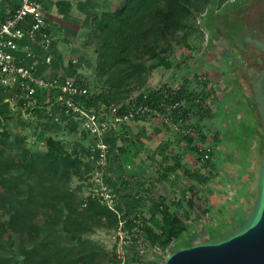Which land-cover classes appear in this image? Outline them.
Returning a JSON list of instances; mask_svg holds the SVG:
<instances>
[{
    "label": "rangeland",
    "instance_id": "rangeland-1",
    "mask_svg": "<svg viewBox=\"0 0 264 264\" xmlns=\"http://www.w3.org/2000/svg\"><path fill=\"white\" fill-rule=\"evenodd\" d=\"M9 1L0 0V9ZM49 1L47 6L46 2L43 4L47 7L52 59L58 62L57 75L78 74L91 91H103L110 106L127 105L146 89L162 84L179 85L184 78L191 80V89L199 90L194 74L205 75L214 90L205 100L211 114L198 123L203 140L194 134V143L212 150V167L202 166L187 147L171 152L165 151L167 147L160 156L148 155V166L137 171L138 161L133 155L128 157L127 151H119L118 142L111 148L110 160L116 163H107L108 172L104 177L121 219H128L132 214L128 206L138 193L142 195L138 208L143 218L152 215L153 203L162 201L170 212L183 215L187 223V229L165 249L149 243L145 263L162 264L179 247L218 243L254 225L264 205V0H207L204 5L202 0H194L185 27L177 32L176 41L166 52L169 64L142 71V77L124 79L115 68L99 75L98 38L90 36L89 43L85 44L89 29L87 12L113 10L114 2L82 0L74 3L73 10L60 4L59 9L71 10L62 14L56 3ZM143 62L147 66L151 60ZM1 94L3 102L5 94ZM193 120L198 121L197 114ZM3 122L0 130L5 131L6 136L0 137V142L10 154L22 158V153L26 152L25 159L32 160L44 155L49 139L54 138L63 143L65 152L70 155L66 165L60 163L55 172L47 174L43 194L39 195L32 185L33 188H29L31 183L23 184V195L32 190L37 196L33 207L39 211L40 236L51 233L50 238L65 248L77 247L79 239L93 242L98 247V255L91 262L79 264H114L118 245L127 255L133 254L130 240L124 239L119 244V218L114 211L103 205L115 216V223L106 214H100L98 207L92 210L84 207L83 198L92 185L88 182L95 168L82 147L85 148L91 138L68 123L53 124L42 115L28 122L22 116L10 114ZM80 153L82 156L78 155ZM175 155L182 167L168 172L165 167L174 163ZM121 156L127 157L128 162L120 161ZM166 158L169 162L164 163L162 160ZM26 164L27 161L15 172L26 175ZM182 169L195 170L206 180L199 183L189 174H183ZM182 198L184 204L179 205L177 201ZM186 198H192L194 208L188 206ZM97 202L102 205L99 199ZM12 203L15 205L17 199L1 203L0 218L8 216ZM129 221L130 218L125 227L132 229L133 226H127ZM33 240L20 241L14 235L9 245L0 239V256H16L27 263L40 264L31 254Z\"/></svg>",
    "mask_w": 264,
    "mask_h": 264
},
{
    "label": "trees",
    "instance_id": "trees-1",
    "mask_svg": "<svg viewBox=\"0 0 264 264\" xmlns=\"http://www.w3.org/2000/svg\"><path fill=\"white\" fill-rule=\"evenodd\" d=\"M19 1L20 0H10L6 6L0 9V16L13 11L19 5ZM193 1L194 0H121L119 5L113 10H104L101 12L88 11L87 15L89 17L87 22L89 24V29L85 34V44L89 43L90 36L95 40L98 38V48H100V52L97 67L99 75L108 73L115 68L119 69L123 74L122 79L139 75L142 77V71L145 72L147 69H152L154 67L167 66L169 62L166 57V52L171 48L173 42L176 41L177 32L185 27V22L191 15L192 7L195 4ZM206 2L207 0H202L203 5ZM57 3L59 5L63 3L70 7L67 1H58ZM199 8H201V6H199ZM150 60L151 62L147 66L143 62ZM57 63V59H52L51 76L58 74L56 71ZM193 77L200 88L199 90L191 89V80L184 78L176 88L170 89V93L164 98L166 101L185 100L187 102V107L182 109L181 115L191 119L193 118L192 116L197 114L198 121L192 119L197 126L195 135L203 140L204 136L202 132H199L200 128L198 123L203 117L207 115L210 116L211 114L209 104L203 106V101H205L214 90L209 86L210 82L208 80H198L200 74H194ZM142 81H144V77ZM164 87L169 88V85L162 84L159 87L146 89L130 99L128 105L132 103L155 104V102L164 95L162 94V88ZM1 93L2 91L0 90V95H2ZM103 93V91H94L92 97L86 98L85 103H90V105L96 109H102L103 105L109 106L110 100L107 95ZM196 98H199L200 102H196ZM125 108L126 105L120 106L118 112H122ZM10 113V109L2 102V97L0 96V124H4L3 121H6L7 118L10 117ZM175 115H177V111ZM127 126L128 124L125 126L123 125L125 128L124 131H126ZM70 127L76 129L72 124H70ZM5 136L6 132L0 130V137ZM180 137L185 141L189 151L196 155L197 160L201 162L202 166L208 168L209 166H213V162L211 161L212 150L209 152V157L201 161L198 145L194 143V135H180ZM130 139V137L118 132L108 137L111 148L118 142V150L122 153L127 151V154L130 152H128L129 149L127 150L126 143H130ZM22 141L23 140H21V142ZM62 144L60 140L50 138L48 150L44 155H39L32 160H26V152H23V157L20 158L18 155L7 152L4 148L5 145L0 142V207L3 205L1 203L6 202L8 199H17L15 205H13V203L11 204L12 206L7 212L8 216L4 219L0 218V239L2 241H7L8 244L11 245L14 235L20 239V241L27 238L29 242L35 238L33 240L31 254L37 257V261H39L40 264L88 263L93 261L95 255L99 253L98 247L89 240L79 239L80 244L77 247L65 248L64 246L57 245L55 239L50 238L52 235L51 233L41 237L40 233L42 226L38 220L39 211L33 207L37 196L32 193V190L29 191L27 195L22 194L23 184L26 181L31 183L29 188L34 186L39 195L43 194V188L45 187L44 181L47 174L55 172L60 163L66 165L69 162L70 155L65 152L66 148H64ZM123 147H125V150ZM82 149L84 151V147H82ZM111 152L112 150L110 149V153ZM133 154L128 155L132 156ZM78 155L82 156L81 153ZM173 158L174 163L165 167L168 172L176 171L182 167L178 156L175 155ZM164 160L162 161L164 162ZM26 161V175L15 172L19 171ZM115 162L116 161H114V163ZM182 173L185 175L189 174L199 183L206 180L205 177L195 170L190 172L188 169H182ZM189 189L193 190L191 187H189ZM66 196L70 197V194H66ZM183 200L184 198H182V200L179 199L177 203L183 205ZM141 201L142 195L136 193L132 201L133 203L131 206H128L129 210L132 213H139L142 215L141 209L138 208V204H140ZM85 202L86 204L84 207L87 208V210L98 207L100 214H106L108 218L115 223V216L112 215L105 206L100 205L97 202V198L88 197ZM186 203L190 208H194L192 198H186ZM152 207V215L147 219L143 218L148 240L152 246L159 245V247L165 249L170 245L172 240L177 239L180 234L187 229V223L185 217H182L183 215L180 216L170 212L162 201L153 203ZM156 214H159V216H156ZM127 226H134L133 220H130ZM38 237L39 239L37 240L36 238ZM0 264L35 263L33 261L27 263L18 259L16 256H0Z\"/></svg>",
    "mask_w": 264,
    "mask_h": 264
},
{
    "label": "built area",
    "instance_id": "built-area-1",
    "mask_svg": "<svg viewBox=\"0 0 264 264\" xmlns=\"http://www.w3.org/2000/svg\"><path fill=\"white\" fill-rule=\"evenodd\" d=\"M50 49L46 10L41 0H20L13 11L0 16V90L5 94L3 103L10 109V114L22 116L28 122L42 115L53 124H72L78 132L91 138L84 152L93 160L95 169L88 182L92 185L83 199L97 198L102 205L114 211L119 218V244L124 239L132 243L131 255L117 246L114 264H146L144 257L149 240L143 217L132 213L128 219L133 220L134 226L132 229L125 227L128 219L120 218L121 213L114 206V195L108 192L104 177L111 149L108 137L115 132L124 134L123 125L142 118H158L165 128L179 136L194 135L197 126L193 118L181 115L187 102L165 100L170 89L178 86L173 85L162 88L164 95L155 104H127L122 112H118L119 107L110 105L96 109L85 103L93 91L84 78L79 75L51 76L53 56ZM198 80H205V76L200 75ZM195 101L200 102V99ZM206 104L208 102L203 101V106ZM198 148L201 161L209 157V147Z\"/></svg>",
    "mask_w": 264,
    "mask_h": 264
},
{
    "label": "water",
    "instance_id": "water-1",
    "mask_svg": "<svg viewBox=\"0 0 264 264\" xmlns=\"http://www.w3.org/2000/svg\"><path fill=\"white\" fill-rule=\"evenodd\" d=\"M162 264H264V205L245 231L218 243L179 248Z\"/></svg>",
    "mask_w": 264,
    "mask_h": 264
},
{
    "label": "crops",
    "instance_id": "crops-1",
    "mask_svg": "<svg viewBox=\"0 0 264 264\" xmlns=\"http://www.w3.org/2000/svg\"><path fill=\"white\" fill-rule=\"evenodd\" d=\"M51 2L56 3L57 10H59L62 14L70 13L73 8H75L74 3L81 2L82 0H50ZM49 1V2H50ZM58 1H67L70 4L69 6H66V4H63L64 7H67L69 9L66 11L65 9H59ZM121 0H112L114 2V8L119 5ZM43 3L46 2V6L48 4L47 0H43ZM55 5V4H54ZM45 6V8H47ZM46 14H47V9ZM66 11V12H65ZM69 11V12H68ZM52 71V68L50 72ZM178 84V82L176 83ZM125 136L130 137V143L127 144V149H130L128 154H133L135 159L138 161V164L136 165V170L141 171V169L146 168L148 164H146V158L148 155H151L153 157H157V155L160 156V152L162 150H165V148L168 147L165 151H173L180 148H185L186 150V143L181 137L173 136L169 133L167 128L161 123L160 119L158 118H142L139 120L131 121L128 123L127 129L124 133ZM161 150V151H160ZM128 155V157L130 156ZM155 155V156H154ZM128 158L121 157L120 161L128 162ZM167 160V159H166ZM164 161V163L169 162V160ZM114 162V160H110V163ZM116 163V162H115ZM115 163H112L114 165ZM163 163V162H162ZM133 164V162L131 163ZM127 165H130V163H127ZM165 165V164H164ZM131 167V166H130ZM177 171V170H176Z\"/></svg>",
    "mask_w": 264,
    "mask_h": 264
}]
</instances>
